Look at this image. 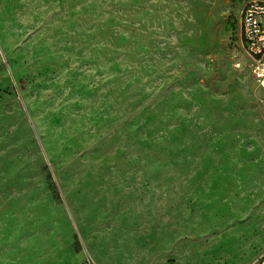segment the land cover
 Masks as SVG:
<instances>
[{
    "label": "rangeland",
    "instance_id": "rangeland-1",
    "mask_svg": "<svg viewBox=\"0 0 264 264\" xmlns=\"http://www.w3.org/2000/svg\"><path fill=\"white\" fill-rule=\"evenodd\" d=\"M250 1L0 0V264H264Z\"/></svg>",
    "mask_w": 264,
    "mask_h": 264
},
{
    "label": "built area",
    "instance_id": "built-area-1",
    "mask_svg": "<svg viewBox=\"0 0 264 264\" xmlns=\"http://www.w3.org/2000/svg\"><path fill=\"white\" fill-rule=\"evenodd\" d=\"M239 39L250 59V71L264 90V0H252L243 7Z\"/></svg>",
    "mask_w": 264,
    "mask_h": 264
}]
</instances>
